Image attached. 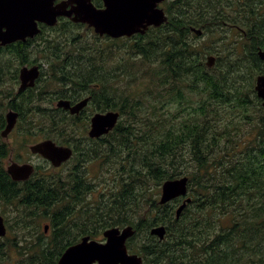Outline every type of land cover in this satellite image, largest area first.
<instances>
[{"label":"trees","instance_id":"obj_1","mask_svg":"<svg viewBox=\"0 0 264 264\" xmlns=\"http://www.w3.org/2000/svg\"><path fill=\"white\" fill-rule=\"evenodd\" d=\"M93 2L101 6V0ZM163 5L168 15L166 23L144 35L123 37L127 41L122 48L126 49L120 51L133 64L137 59L143 63V68L135 66L140 69L137 75L114 66L115 55L106 48L82 41L76 46L67 39L64 32L82 25L67 19H60L52 27L42 26L34 39L8 46L18 65L38 63L43 77L27 90L35 97L25 92L18 101L13 100L14 85L0 77V94L5 97L0 98V204L13 207L17 214L31 209V219L47 218L51 232L45 236L43 228L25 236L27 225L21 222V230L10 237L11 226L3 216L7 234L4 241L0 238V264H56L63 251L81 236L100 239L102 231L115 225L133 226L135 234L127 245L130 252L143 257L144 264H264V108L254 90L255 76L264 73V61L257 54L264 46V0H168ZM225 5L233 11L226 25ZM211 20H218V26H229L230 31L235 29L234 47L242 43L243 52L233 61L225 60L222 66L224 56L216 57L209 68L205 61L212 52L207 47L198 49L192 39L204 35L210 38L203 30ZM192 27L203 29L202 34L195 36ZM79 56L92 63L87 72L81 65H74ZM48 61L51 73L44 68ZM17 72L18 66L7 80L15 82ZM239 78L244 79V86H235ZM136 82L148 94L156 91L157 99L166 89L171 102L190 108L193 115L181 114L175 123L171 118L145 115L146 129L138 134L134 126H123L121 118L108 134L98 139L83 137L87 143L98 144L85 146L73 128L76 120L66 117L63 110L43 104L47 85H54L49 90L50 100L78 101L89 95L93 109L98 111L117 110L111 95L108 93L105 99L102 93H119V101L128 102L129 116L136 120L139 99L121 90L129 92ZM248 92L262 114L254 119L242 113L250 126L236 131L232 123L227 125L225 114L228 109L242 111L251 100ZM193 94L199 100L189 97ZM9 108L18 111L22 119L29 115L25 122L29 135L42 131L47 138L71 145L72 166L55 173L49 164L51 172L45 174V169L37 165L28 180L12 181L3 165L9 145L1 137ZM118 110L123 117V108ZM59 112H63L61 118L57 117ZM155 128L158 130L150 133ZM232 130L234 133H230ZM152 135L149 147L145 143ZM105 152L115 157L126 177L119 176L115 189L100 192L99 199L91 203L88 196L94 184L87 177L86 165ZM123 159L126 163L121 162ZM143 174L159 186L166 179L188 176L191 202L178 219L174 216L180 199L160 205L139 177ZM159 224L167 229L162 240L149 234V229Z\"/></svg>","mask_w":264,"mask_h":264},{"label":"water","instance_id":"obj_2","mask_svg":"<svg viewBox=\"0 0 264 264\" xmlns=\"http://www.w3.org/2000/svg\"><path fill=\"white\" fill-rule=\"evenodd\" d=\"M165 0H102V6H95L91 0H0V46H6L15 41L33 38L41 31L39 23L55 26L59 18H67L73 23H81L93 28L99 36L112 39L131 37L137 33H144L150 27H159L168 21L165 10L160 4ZM196 35H201L200 28L192 27ZM257 54L264 60V47L258 49ZM215 57L209 55L206 65L212 67ZM39 65H23L19 69L18 93L32 88L40 77ZM254 90L264 108V74L255 78ZM89 97L72 104L68 99H59L56 108L69 110L71 114H78L87 105ZM120 113L114 110L96 112L90 119L88 136L99 138L110 132ZM6 125L1 131V137L6 138L16 124L18 113L9 109L5 115ZM30 151L48 160L52 166L59 167L69 160L73 151L70 147L58 145L51 139L37 142L30 146ZM6 171L15 182L27 180L34 171L29 163L11 162ZM188 177L180 176L167 179L161 184L158 200L160 205L182 197L181 203L175 210L178 219L184 208L191 202L188 196ZM46 229V227H45ZM165 225L152 226L149 234L164 239ZM7 228L4 218L0 215V238L6 235ZM135 233L131 225L111 227L103 231L104 241L83 236L79 242L69 246L57 260V264H144L143 258L136 253H129L126 241Z\"/></svg>","mask_w":264,"mask_h":264},{"label":"rangeland","instance_id":"obj_3","mask_svg":"<svg viewBox=\"0 0 264 264\" xmlns=\"http://www.w3.org/2000/svg\"><path fill=\"white\" fill-rule=\"evenodd\" d=\"M166 1L168 0H165V2ZM163 3H161L160 6L165 8V5H163ZM224 11L226 16L224 21L226 25V23H228L227 18L229 17L230 13H233V11L230 9V6L228 5L224 6ZM219 23L220 22H218V20H211L208 24L209 26L208 29L205 32L202 29L204 34L211 35L210 38L207 35H204L203 37H200L196 40L195 39L192 40L195 42V46L198 49H202V47H207L212 52L208 55H213L215 58L224 56L223 57L224 60L220 65L222 66L225 65V60L230 59V61H233L234 60L233 58L240 56L243 50H242V43H239L237 45V49H235L234 47L233 37L236 35L235 33L236 30L233 29L232 31H230L228 29L229 26H218ZM46 32L54 35L53 31H46ZM64 33L67 35V39L71 40V42H73L76 46H79L80 42L82 41V43H87V45L98 44L101 47L106 48V50H109L111 53L115 55L112 59V64L118 67V69L121 68L128 69L131 72H134L135 75H137L140 69H137V67L135 66L137 65L140 68L144 67L143 63L139 59L136 60V64H133V62L127 58L126 54L120 51L121 49H126L122 47H123V43L127 41L126 40L127 37L125 38V42H124V38L113 40L108 37H99L93 32L91 28H88L86 25L73 27L71 32H64ZM75 35H78L79 37ZM1 47L3 48L4 46ZM2 48H0V69L2 68L4 69L2 73H0V77L2 78L3 82H5L7 78L13 74L14 71L13 67L16 68L18 66V70H19L22 65L17 64V60L15 59L14 57L15 54L13 52L8 51L6 47L4 49ZM77 59L79 61L74 60L73 61L74 65L75 66L81 65L82 67L85 68V70L82 69V71L87 72L91 67L92 63L84 61V59L80 56ZM49 60L53 61L54 59L49 58ZM44 68L51 73V67L49 61L44 65ZM68 70L73 71L74 69H68ZM234 75L237 74L234 73ZM243 78L242 80H240L239 78L238 79L239 82L235 81V86L238 85L244 86L245 83L243 81L244 80ZM230 80H232V76L230 77ZM18 86L19 83L14 85L15 91H17ZM53 88L54 85H47L43 89L45 91V93L42 95L43 104L48 108H54L56 106L57 99L50 100V98H52V95L49 92V90ZM121 90L124 93H126L128 97L139 99L138 102L140 103L141 107L140 110H137L135 112L136 115L134 116V118H136V120L131 119V117L129 116L130 112L128 111L127 108L128 102H126V100H123L121 102L119 101V95H120L119 93L105 92L102 93V95L104 98L105 96L109 98V94H110L113 103L117 104V110L120 107L123 108L124 110L123 117L122 120L120 117L119 121L120 120L122 121L123 126L126 125L134 126V132L136 134L142 133L146 129V126L144 125L145 115L150 116L152 119H155V117L171 118L172 123H175L176 120L181 116V114L193 115L190 113L192 111L190 108L179 107L175 102H171L170 95H168L169 92L166 89L161 91V97H162L161 99L156 98L155 96L156 91H152V94H148L147 91L144 88H142V86L138 82H136L133 85V87L131 88V90H129V92H127V90H125L124 88H122ZM247 94L249 95L251 100L244 109L242 108V111L239 108L228 109L227 113L225 114V118L227 119V125L232 123V125H235V127H237L236 131H245V129L250 126L249 124L250 121L248 119H243L242 113L243 114L247 113L248 115L252 116L254 119L257 118L258 114H262V111L258 108V103L256 102V99L254 98L253 94L251 92H248ZM189 97H191L192 99L199 100V96L197 94L190 95ZM150 105H152V107H150ZM160 105L161 107L156 109V107ZM193 107L196 108L197 104H194ZM89 111H92L93 113L98 112L97 110L93 109L92 104L89 108ZM25 116L29 117L28 114H26ZM26 117L22 119L20 116H18V120L14 129L9 133V135L5 139L6 143L9 145L10 152H9V156L3 161V165L8 166L13 161L17 163L30 162L33 164L41 165L43 169H45L44 173L48 174L51 172V170L48 168V165L46 164L45 160L42 158L40 159V157L39 158L32 157V154L29 152L28 149L31 144L35 143L40 139L46 138V136L42 131L35 136L29 135L25 129V122L27 120ZM74 120H76L73 121V126H74L73 128L76 131V136L79 139H82L84 145L85 146L98 145L91 142L87 143V140L83 138L85 136L88 137L89 125H87L86 122H89V120L84 116H82L81 119H74ZM44 121H45L44 118L40 119L39 123L43 124ZM156 130L158 129L155 128L151 130L150 133H154ZM234 130H232L230 133H234ZM154 135H152L148 139L149 141L145 143L149 147L152 146L151 139L153 138ZM65 138L67 137L65 136ZM68 141H71V139H69ZM140 143H143V141H140ZM119 146H117V148ZM114 158L115 157L111 153L105 152L102 153L100 157L94 159L93 161L89 162L86 165L87 177L94 184L93 192L91 193V196H88V199L91 198V203H94L99 199L98 195L100 192L105 191L106 193H108L111 189H115V187L119 184L120 181L119 176L122 175L126 177V174L123 173L122 167H120L119 164L115 163ZM121 162L126 163V160L123 159L121 160ZM71 166L72 164L69 161H67L60 168L58 169L53 168L54 169L53 172L58 173L61 170H65ZM142 172L145 173L146 170L142 169ZM144 175L145 174L139 175V177L142 180H144L146 185L149 187V191H151V196L158 201L160 197V186L156 184L154 179L148 177L147 175L145 176ZM31 213H32L31 209L25 208L21 211V213L17 214V212L13 209V207L7 206L6 204H0V214L6 218L7 223L11 226L10 237H13L15 232H19L21 230L20 229L21 222L24 224V226L27 225L26 228H24L25 236L29 235V233L32 232L37 233L42 231L44 226H47L45 236H49L51 232L49 220L41 216H38L37 221L32 220L31 216H29ZM140 215H143V213H141ZM12 252L14 258L17 253L14 250H12ZM17 258L18 256H16V259ZM9 264H13V263L11 262Z\"/></svg>","mask_w":264,"mask_h":264},{"label":"flooded vegetation","instance_id":"obj_4","mask_svg":"<svg viewBox=\"0 0 264 264\" xmlns=\"http://www.w3.org/2000/svg\"><path fill=\"white\" fill-rule=\"evenodd\" d=\"M58 1H61V0H57V2ZM39 25V27H40V29H41V31H40V33L42 32V26H46L45 24H43V23H39L38 24ZM36 36H38V35H36ZM36 36H34L33 38H26L24 41H16V42H13V43H11V44H8V45H6V46H4L3 48H5L6 47V49L8 48V46H10V45H12V44H17L18 42H27L29 39H34ZM0 48H2L1 46H0ZM13 69H15V67H13ZM18 73H19V70H18V72H17V74H16V81L14 82V81H12V80H6L5 81V83L6 84H8V85H10V84H13V85H15V84H17V83H19V78H18ZM13 82V83H12ZM19 87V86H18ZM15 90V89H14ZM27 90H29V89H26V90H24V91H22V92H20V93H18V89H17V91H14V97H13V100L14 101H18L19 100V98H20V96H21V94H23V93H28L30 96H32V97H35V94L34 93H29V92H27ZM5 98L4 96H3V94L2 95H0V98ZM71 102H74V101H71ZM60 110H63V109H60ZM16 111V110H15ZM64 111V110H63ZM17 113H18V115L20 116V114H19V112L18 111H16ZM62 113L63 112H59L58 114H57V117L58 118H61V115H62ZM65 116L66 117H68V118H74V119H81L82 118V116H84V113L83 114H71L69 111H65ZM52 121H48V123H51ZM47 134V133H46ZM46 139H51V138H43V139H40V140H38V141H36L35 143H37V142H40V141H42V140H46ZM35 143H33V144H35ZM33 144H31V145H33ZM57 144L58 145H64V146H67V144H61V143H58L57 142ZM30 145V146H31ZM30 146H29V148H30ZM71 147V146H70ZM28 148V149H29ZM72 148V147H71ZM73 149V148H72ZM29 152L32 154V157H40V159L42 158L39 154H34V153H32L31 151H30V149H29ZM25 163H29V164H33V163H30V162H25ZM66 163V162H65ZM47 164V163H46ZM64 164V163H63ZM62 164V165H63ZM34 166H36V165H38V164H33ZM47 165H49V164H47ZM61 165V166H62ZM61 166H59V167H57V168H54V169H58V168H60Z\"/></svg>","mask_w":264,"mask_h":264},{"label":"bare ground","instance_id":"obj_5","mask_svg":"<svg viewBox=\"0 0 264 264\" xmlns=\"http://www.w3.org/2000/svg\"><path fill=\"white\" fill-rule=\"evenodd\" d=\"M62 1V0H61ZM61 1H58L57 2V0H54V3H59V2H61ZM92 1V3H93V0H91ZM94 4V3H93ZM95 5V4H94ZM149 29L150 28H148L147 30H145V32L144 33H137V34H134L133 36H135V35H144V34H146L148 31H149ZM16 42V41H15ZM13 43V42H12ZM119 119H120V117L117 119V121H116V123H115V126L118 124V122H119Z\"/></svg>","mask_w":264,"mask_h":264}]
</instances>
